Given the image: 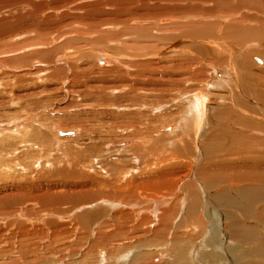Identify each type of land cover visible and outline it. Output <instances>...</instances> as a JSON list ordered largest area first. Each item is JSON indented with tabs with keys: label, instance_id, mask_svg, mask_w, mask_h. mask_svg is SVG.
I'll use <instances>...</instances> for the list:
<instances>
[{
	"label": "rangeland",
	"instance_id": "obj_1",
	"mask_svg": "<svg viewBox=\"0 0 264 264\" xmlns=\"http://www.w3.org/2000/svg\"><path fill=\"white\" fill-rule=\"evenodd\" d=\"M263 128L264 0H0V264H264Z\"/></svg>",
	"mask_w": 264,
	"mask_h": 264
},
{
	"label": "bare ground",
	"instance_id": "obj_2",
	"mask_svg": "<svg viewBox=\"0 0 264 264\" xmlns=\"http://www.w3.org/2000/svg\"><path fill=\"white\" fill-rule=\"evenodd\" d=\"M253 29V28H252ZM251 30V29H250ZM254 33V32H253ZM261 94H262V92H261ZM203 103V102H202ZM201 103V104H202ZM200 104V103H199ZM204 104V103H203ZM202 104V105H203ZM202 108H203V106H202ZM204 112V111H203ZM262 114V113H261ZM205 124V123H204ZM262 128V127H261ZM264 129V128H263ZM262 129V130H263ZM264 131V130H263ZM122 144V143H121ZM263 161V160H262ZM262 161H259V160H256V162H254V160H253V163H255V166H252L254 169H255V171H256V168H258L259 169V171H261L262 172V170L264 171V163H262ZM250 162V161H249ZM238 163H240V162H238ZM251 163H252V161H251ZM253 163H252V165H253ZM235 164V163H234ZM243 164H246V163H244L243 162ZM249 164V163H248ZM238 165V164H237ZM251 165V164H250ZM258 165L259 166H261V165H263V167H258ZM231 166V165H230ZM239 166V165H238ZM247 166V165H246ZM251 167V166H250ZM249 167V168H250ZM252 167L250 168V169H252ZM231 168V167H230ZM242 168H244L243 166H242ZM232 169V168H231ZM253 169V170H254ZM221 170V169H220ZM213 171V170H212ZM205 174H207L208 175V173H212L210 170H205V171H203ZM251 174H254L253 173V171L251 172ZM212 175H213V173H212ZM254 176V178H255V175H253ZM253 178V177H252ZM251 178V179H252ZM247 179H249V178H247ZM235 185V184H234ZM233 186V185H232ZM235 187V186H234ZM233 187V188H234ZM228 193V192H227ZM221 195V198H224V201L225 202H227V203H229V202H231V203H233V205H234V207L235 208H237V210H239V208L241 207L240 206V204H238V202H234L233 201V197H231V195L229 194H220ZM260 192H257L255 189H254V187H252L251 188V190H250V200L247 202V203H252V202H255V201H258L261 197H260ZM235 200V199H234ZM199 201V200H198ZM255 203H257V202H255ZM196 204V203H195ZM258 204V203H257ZM125 206V205H124ZM126 207V206H125ZM193 207H196V209H197V211H198V206H193ZM200 207V206H199ZM244 208L246 209V210H248L249 209V207H248V205L246 204L245 206H244ZM196 215H197V213L196 212H194ZM216 214V213H215ZM193 217V216H192ZM211 218V217H210ZM214 218L215 217H213V219L212 220H214ZM219 218V217H218ZM218 221V220H217ZM212 222V221H211ZM252 222H253V220H252ZM199 223V222H198ZM239 225V224H238ZM241 225V224H240ZM244 225V224H243ZM254 227H257L256 225H253ZM237 232H239V233H241L240 232V230H236ZM219 234V233H218ZM256 234V233H255ZM162 235V234H161ZM198 235V234H197ZM250 235H252V234H248V236L247 237H249ZM158 236V235H157ZM194 236V235H193ZM214 236H216V234H214ZM214 236H212V237H214ZM240 236V235H239ZM246 237V238H247ZM176 238H178V237H176ZM196 238V237H195ZM202 238V237H201ZM216 238H217V236H216ZM173 239H175V238H173ZM192 239H194V238H192ZM221 239V238H220ZM154 240V239H153ZM163 240V239H162ZM196 239H194V241H195ZM219 240V239H218ZM193 241V240H192ZM191 241V242H192ZM207 241V240H206ZM212 241H213V239H212ZM211 241V242H212ZM220 241H222V240H220ZM158 242V244H162V243H159V241H157ZM163 242V241H162ZM167 242V241H166ZM170 242V241H169ZM183 242V241H182ZM196 242H197V240H196ZM198 242H200V239H199V241ZM213 242H216V241H213ZM112 243V242H111ZM153 243H155L154 241H153ZM218 244H219V242H217ZM136 244V243H135ZM157 244V243H156ZM168 244V243H167ZM173 244H174V246L178 249V259L180 260V261H183V260H185V256H186V252H187V250H186V252H185V250H184V248H181V242H180V240H174L173 241ZM198 244H201V243H198ZM218 244H215V245H218ZM221 244V243H220ZM223 244V243H222ZM202 246L203 247H206V242H204V244H202ZM198 247V246H197ZM197 247H196V249H197ZM96 248H98V247H96ZM212 248V247H211ZM186 249V248H185ZM199 249V248H198ZM233 250V252L235 251L234 249H232ZM190 251H191V249H190ZM193 251H195V249L193 250ZM211 251V250H210ZM208 252V251H207ZM212 253L211 254H208V253H205V254H203V257H204V260L205 259H208V260H206V261H210V262H218V261H223V260H225L226 259V257H228L231 253H232V251H231V249H226L225 251H224V254L222 253V254H219V253H213V251H211ZM74 254V253H73ZM192 254V253H191ZM202 254V253H201ZM201 254H200V256H201ZM199 256V257H200ZM124 258L126 257L125 255L123 256ZM220 257V258H219ZM74 258V257H73ZM201 259V258H200ZM159 261V260H158ZM157 261V262H158ZM186 261H184V262H182V264H184ZM191 262H192V260H191ZM209 262V263H210ZM97 263V262H96ZM95 263V264H96ZM202 264L203 263H205L204 261L203 262H201ZM208 263V262H207ZM259 263V262H258ZM60 264V263H59ZM83 264V263H82ZM97 264H99V263H97ZM186 264V263H185ZM191 264V263H190ZM200 264V263H199Z\"/></svg>",
	"mask_w": 264,
	"mask_h": 264
}]
</instances>
